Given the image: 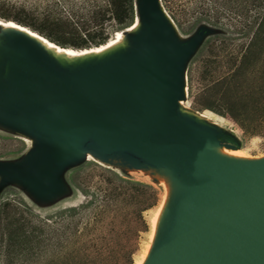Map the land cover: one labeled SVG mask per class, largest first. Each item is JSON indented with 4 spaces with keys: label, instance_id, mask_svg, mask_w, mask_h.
Wrapping results in <instances>:
<instances>
[{
    "label": "water",
    "instance_id": "95a60500",
    "mask_svg": "<svg viewBox=\"0 0 264 264\" xmlns=\"http://www.w3.org/2000/svg\"><path fill=\"white\" fill-rule=\"evenodd\" d=\"M159 2L137 0L131 45L99 61L62 67L23 35L0 42V121L40 140L0 173L49 190L39 168L87 148L167 169L177 187L144 264H264V157L212 154L219 129L178 111L183 62L206 29L177 42Z\"/></svg>",
    "mask_w": 264,
    "mask_h": 264
},
{
    "label": "rangeland",
    "instance_id": "374dc122",
    "mask_svg": "<svg viewBox=\"0 0 264 264\" xmlns=\"http://www.w3.org/2000/svg\"><path fill=\"white\" fill-rule=\"evenodd\" d=\"M238 2L246 4L245 0ZM159 4L169 17L161 1ZM93 5H101V13L102 10H107L103 11V15L97 14L98 17H103V31L99 30L94 34L86 35L85 31L75 33L69 31L63 20L53 22L43 17L48 11L59 10V14L69 15L73 20L81 21L87 18V9ZM124 7H128L129 11L122 15V22H128L131 14L135 20L138 16L137 0H0V19L8 18L30 29L41 27L42 35L48 34L50 39H56L61 45H93L99 39L106 40L113 36L115 27L119 25L114 13ZM174 16L179 22V27L170 17L169 19L179 43L194 37L200 27L206 29L183 62L186 93H183L180 101L185 107L203 113L215 125H221L223 130L219 129V139L225 144L242 148L247 156H263L264 102L260 108L249 112V117H252L255 123L253 129L242 128L229 115L207 109V103L218 107L219 93L215 89L206 91L202 87L226 70L223 61H218L220 57L215 59L202 50L205 40L212 36L214 29L203 23L192 26L193 18L188 15L183 16L174 11ZM12 35V32L0 31V42L8 41ZM129 36L127 35V40L131 45ZM39 144L40 140L36 136L0 121V164L22 161ZM85 150L89 151L86 157L82 153L59 167L39 168V171L54 183L49 190L35 188L18 178L4 180L0 173V202L14 200L25 203L32 212V215H25L31 224L36 223L37 219H58L65 215L57 214L60 209L74 206L78 209L70 220L72 229L77 228L79 232L86 222L94 224L79 238L81 243L111 247L108 262L114 259V255L131 251L132 264H135L143 257L149 245L152 212L167 201L166 205L169 206V195L175 190V185L165 171L152 170L141 165L134 166L127 156L111 154L102 157L88 148ZM95 159H101L102 164ZM115 191L118 193L116 196L110 194ZM106 196L108 202L104 203ZM151 203L154 204L150 205ZM79 216H82V222H77ZM94 217H97V221H92ZM50 255V251H46L41 259Z\"/></svg>",
    "mask_w": 264,
    "mask_h": 264
},
{
    "label": "trees",
    "instance_id": "16d2710c",
    "mask_svg": "<svg viewBox=\"0 0 264 264\" xmlns=\"http://www.w3.org/2000/svg\"><path fill=\"white\" fill-rule=\"evenodd\" d=\"M160 1L177 27L180 25L174 11L193 18L192 26L203 23L214 29L202 50L215 59L220 57L218 61H223L226 70L211 83L203 85L204 90L215 89L219 93L218 107H213L211 103L205 106L219 114L229 115L242 128L253 129L255 123L249 112L257 110L264 102V0H245L244 5L238 0ZM101 9V5L89 7L87 18L81 21L61 15L59 10L48 11L43 17L53 22L63 20L69 31H85L89 35L103 31V17L97 14L103 15V11L107 10L101 13ZM118 11L114 15L119 25L114 31L129 26L134 17L131 14L129 21L123 23L122 15L129 9L124 7ZM33 30L40 34L43 32L41 27H33ZM45 37L50 39L48 34ZM51 40L58 43L56 39ZM106 40L99 39L93 45ZM71 46L82 48L91 45ZM110 194L116 196L118 193ZM103 200L107 203L108 196ZM77 209L74 206L65 207L57 213L64 216L54 220L37 219L31 224L25 215H32V212L25 203L14 200L0 202V259L3 258L0 264H132L131 251L114 255V259L108 262L111 247L81 243L79 238L94 224L86 222L79 232L77 228L72 229L70 220ZM96 218L92 221H97ZM81 219L82 216H79L77 222H82ZM46 251H50L51 255L41 259Z\"/></svg>",
    "mask_w": 264,
    "mask_h": 264
},
{
    "label": "bare ground",
    "instance_id": "6f19581e",
    "mask_svg": "<svg viewBox=\"0 0 264 264\" xmlns=\"http://www.w3.org/2000/svg\"><path fill=\"white\" fill-rule=\"evenodd\" d=\"M162 12L165 14V17L171 22L167 14L163 10ZM139 29H140V21H139V17L137 16L135 20H133L129 26L125 27L122 30L115 31L113 36L111 38H108L103 43L99 45H91L89 47L75 48L72 46L60 45L52 41L51 39H48L47 37H45V35H42L38 33L37 31L30 29L29 27L23 24H20L18 22H15L13 20L0 19V31L18 33L20 35H23L27 39L36 43L48 57L53 59L58 65L62 67L76 66L79 64H83V63L99 61L109 55H112L113 53L125 50L126 47H128L127 35L134 34L137 31H139ZM183 93L184 94L186 93V86L183 87ZM180 100H182V98L178 100L177 107H178V111L181 114L192 118L194 121L200 124H205L207 126L223 130V127L221 125H215L210 120H208L203 113L199 111L191 110V108L189 109L185 107L183 105V102ZM87 152L89 151L84 152L85 157H86ZM210 152L218 157H221L226 160H231V161H252V160H257V159L264 157V155L260 157L247 156L244 153L242 148L237 147V146H232L229 144L212 145L210 146ZM95 160L101 163V159L100 160L95 159ZM137 165L146 166L152 170L155 169V170L165 171L171 177V180L173 181L175 185L174 188L176 190V187H177L176 180L171 176V173L169 170L164 169V168H155V167H151L145 164H137ZM171 189H172V186H171ZM175 190L171 191L172 193L171 195H169L170 200H172ZM163 193H165L164 189H163ZM165 202L166 201H164V203ZM166 203L165 205H162L161 207L159 206L160 208L158 210L152 212L153 213L152 217L151 218L149 217L151 219L150 233H149V245L147 249L145 250L143 257L139 259L135 264H144L150 252V249L155 241L157 233L161 227V224L163 222L167 209L169 207L166 205Z\"/></svg>",
    "mask_w": 264,
    "mask_h": 264
}]
</instances>
